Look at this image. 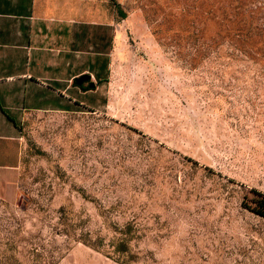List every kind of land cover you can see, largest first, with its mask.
Listing matches in <instances>:
<instances>
[{
    "label": "rangeland",
    "instance_id": "rangeland-1",
    "mask_svg": "<svg viewBox=\"0 0 264 264\" xmlns=\"http://www.w3.org/2000/svg\"><path fill=\"white\" fill-rule=\"evenodd\" d=\"M115 2L84 101L17 122L0 264H264V0ZM124 225L129 260L108 243Z\"/></svg>",
    "mask_w": 264,
    "mask_h": 264
},
{
    "label": "crops",
    "instance_id": "crops-1",
    "mask_svg": "<svg viewBox=\"0 0 264 264\" xmlns=\"http://www.w3.org/2000/svg\"><path fill=\"white\" fill-rule=\"evenodd\" d=\"M111 7L109 0H0V183L17 163V122L65 100L82 103L105 73ZM81 73L93 82L74 84Z\"/></svg>",
    "mask_w": 264,
    "mask_h": 264
},
{
    "label": "trees",
    "instance_id": "trees-1",
    "mask_svg": "<svg viewBox=\"0 0 264 264\" xmlns=\"http://www.w3.org/2000/svg\"><path fill=\"white\" fill-rule=\"evenodd\" d=\"M112 7L114 8L115 12H117L120 16V18L123 17V13L120 11L118 4L115 2V0H109ZM225 61H224V66L225 68L228 66L230 59L232 56H229V54H225ZM241 60V58H239ZM258 69L253 73V79L252 82L254 84V88L256 90L255 93V98L256 100L264 99V96L261 97L260 95V89L264 88V72H262V67H257ZM238 77L232 78L234 82H246V79L242 77L244 71H237ZM240 73V74H239ZM253 194L255 195L254 200H253V206L251 211L264 218V193H261L257 190L252 189ZM129 232V227L128 225H124V228L117 229L116 235L111 237L109 240V246H110V252L114 253L116 256L122 255L123 258H127L128 260L132 258L133 254H131L128 251V245L127 241L129 239V235H127ZM66 233V229H65ZM80 242L91 247V248H97L98 247V238H94L93 240L89 241V239H80ZM123 260H120L122 262Z\"/></svg>",
    "mask_w": 264,
    "mask_h": 264
},
{
    "label": "water",
    "instance_id": "water-1",
    "mask_svg": "<svg viewBox=\"0 0 264 264\" xmlns=\"http://www.w3.org/2000/svg\"><path fill=\"white\" fill-rule=\"evenodd\" d=\"M89 78V75L86 73H81L79 75H77L76 77L73 78V83L74 84H79L81 81H85ZM88 87H92V82L88 81L87 83Z\"/></svg>",
    "mask_w": 264,
    "mask_h": 264
}]
</instances>
